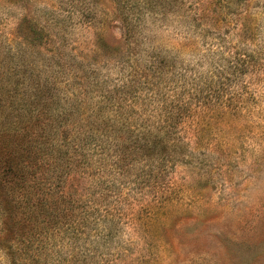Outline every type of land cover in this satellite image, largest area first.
Instances as JSON below:
<instances>
[{
    "label": "rangeland",
    "instance_id": "374dc122",
    "mask_svg": "<svg viewBox=\"0 0 264 264\" xmlns=\"http://www.w3.org/2000/svg\"><path fill=\"white\" fill-rule=\"evenodd\" d=\"M77 84L85 115L121 108L142 134L73 168L70 201L95 207L74 239L75 203L30 188ZM6 89L0 264H264V0H0Z\"/></svg>",
    "mask_w": 264,
    "mask_h": 264
},
{
    "label": "trees",
    "instance_id": "16d2710c",
    "mask_svg": "<svg viewBox=\"0 0 264 264\" xmlns=\"http://www.w3.org/2000/svg\"><path fill=\"white\" fill-rule=\"evenodd\" d=\"M79 78L80 77H75V79ZM69 84L70 82H66L67 86ZM78 86H80V84L75 86V89L68 95L69 97L65 96L61 98L59 92L57 97L53 95V97L56 98V101L52 102L55 104V108L49 110L51 119L47 123L49 132H47L48 136L45 138L47 139V143L50 142V155H52V158L51 156L50 158L54 164L57 162V168L54 170L53 176L49 178V180H43L38 184L37 188H30L33 194L40 190H43V193H60L59 202H63L66 207L68 204L74 206V203L77 201H70L71 194L66 188V184L70 181L69 176L73 173V168L76 169L73 174H80L79 176L81 178H85L89 175L91 170L94 169V166L95 168L99 166L97 162L92 166L93 163H91V158H93V156L100 157L98 161L103 162L107 157L112 156L114 153L113 151L118 152L124 148V133L126 130L132 134H142L140 126L130 125L125 110L121 108L112 110L113 114L109 112V114L103 116L101 111L104 108L95 106L89 115H85L87 109L84 104L88 101L84 96L86 89H83L81 86L78 90ZM9 91L10 90L6 89L5 94L0 93V102L3 97H6L9 100L8 103H11ZM93 100L94 98L91 101ZM108 101L109 100L106 98H101L99 102L109 105L110 102ZM30 105L33 107V103H30ZM0 110L1 117L4 111H6V108L0 105ZM12 110L15 109L12 108ZM75 113L76 118H72ZM9 114L10 113L0 119V136L3 135L4 131L14 127L13 123L5 121L8 119L7 117ZM20 116L21 114H17V118ZM90 117H94V120H90ZM115 155L116 154H114V156ZM75 208H77L81 214L79 216L80 221L76 222V225L66 227H69L68 232H71L73 238L77 239L78 234L85 235L82 231H87L86 228L89 223V218L93 217V208L95 207L82 202V204L76 205ZM68 209L69 208H65L67 212L69 211ZM5 211L6 209L3 210V214Z\"/></svg>",
    "mask_w": 264,
    "mask_h": 264
}]
</instances>
